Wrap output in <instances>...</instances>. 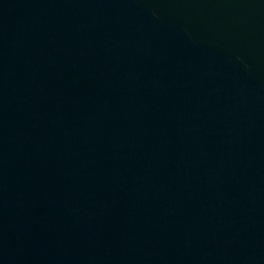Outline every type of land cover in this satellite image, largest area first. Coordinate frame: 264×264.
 I'll return each instance as SVG.
<instances>
[{"label": "water", "instance_id": "water-1", "mask_svg": "<svg viewBox=\"0 0 264 264\" xmlns=\"http://www.w3.org/2000/svg\"><path fill=\"white\" fill-rule=\"evenodd\" d=\"M0 264H264V0H0Z\"/></svg>", "mask_w": 264, "mask_h": 264}]
</instances>
